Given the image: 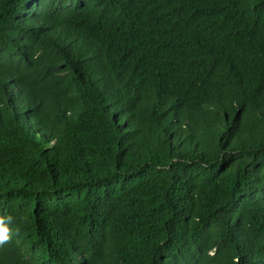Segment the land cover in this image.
Returning <instances> with one entry per match:
<instances>
[{"label":"trees","instance_id":"16d2710c","mask_svg":"<svg viewBox=\"0 0 264 264\" xmlns=\"http://www.w3.org/2000/svg\"><path fill=\"white\" fill-rule=\"evenodd\" d=\"M0 264H264V0H0Z\"/></svg>","mask_w":264,"mask_h":264},{"label":"clouds","instance_id":"9594fccd","mask_svg":"<svg viewBox=\"0 0 264 264\" xmlns=\"http://www.w3.org/2000/svg\"><path fill=\"white\" fill-rule=\"evenodd\" d=\"M4 219H7L9 222H11V217H0V247L11 242L12 239L10 229L3 223Z\"/></svg>","mask_w":264,"mask_h":264}]
</instances>
